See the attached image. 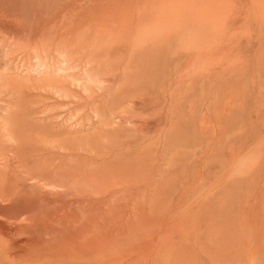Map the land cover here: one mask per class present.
<instances>
[{
  "label": "rangeland",
  "instance_id": "374dc122",
  "mask_svg": "<svg viewBox=\"0 0 264 264\" xmlns=\"http://www.w3.org/2000/svg\"><path fill=\"white\" fill-rule=\"evenodd\" d=\"M20 170L0 264H264V0H0Z\"/></svg>",
  "mask_w": 264,
  "mask_h": 264
},
{
  "label": "bare ground",
  "instance_id": "6f19581e",
  "mask_svg": "<svg viewBox=\"0 0 264 264\" xmlns=\"http://www.w3.org/2000/svg\"><path fill=\"white\" fill-rule=\"evenodd\" d=\"M6 127V126H5ZM5 130V129H4ZM9 134V133H8ZM17 151V150H16ZM13 153V152H12ZM2 155V154H1ZM6 156V155H5ZM17 162V161H16ZM9 165H11V164H9ZM19 165H20V163H19ZM18 165V166H19ZM22 170H20L19 172H20V175L23 177V184L21 183H19V184H17V181H20V180H18V179H21V178H16V180L12 183V185H11V187L8 189V191H6V192H1V194H0V231H3V230H5V229H7V231H8V227L7 226H9L10 227V229H11V226L10 225H14L15 227H17V225H18V228L19 229H21V227H19V225H21V224H24L25 225V223L27 222V223H30L29 222V220H31L33 217H34V211H32V209L34 210V209H37V208H35L34 206H33V208H29V206H31V205H28L29 203V199H25V197H23L22 198V195L24 194V192H23V194L21 193V191H22V188H23V186H27L28 188H31V189H33V190H43V192L45 191V190H49V188H47L46 189V187L47 186H49V184L50 185H52V187L54 186V184H52V182H47V179H44L43 181H42V179L41 178H38V177H36V180L34 179L35 177L34 176H32L31 174H29L27 171H25L24 173H22L21 172ZM17 172V171H16ZM27 172V173H26ZM24 174V175H23ZM20 176L18 173H16V176ZM17 176V177H18ZM13 178H14V176H13ZM37 178H38V180L39 179H41V181L39 182L38 180H37ZM21 182V181H20ZM42 182V183H41ZM44 182V183H43ZM47 182V183H46ZM46 183V184H45ZM49 187H51V186H49ZM24 189V188H23ZM51 189V188H50ZM53 189H54V187H53ZM30 191L31 192V194L32 195H34V192L35 191ZM52 191L50 190V192L48 191V193H51ZM20 193L22 194V195H20ZM36 193V192H35ZM37 193H38V191H37ZM25 194H26V192H25ZM30 194V195H31ZM40 195H41V193H39ZM29 195V196H30ZM38 195V194H37ZM37 195H36V197H37ZM23 196H25V195H23ZM27 196V195H26ZM33 197V196H32ZM45 197V196H44ZM27 198H28V196H27ZM30 198V197H29ZM34 198H30V200H33ZM28 201V202H27ZM38 201V200H37ZM41 201H43V200H41ZM31 202V201H30ZM45 202V201H44ZM46 202H48L47 200H46ZM35 204V202H31V204ZM42 203V202H41ZM42 206V205H41ZM48 206V205H47ZM32 207V206H31ZM38 207V206H37ZM41 208V207H40ZM51 208V207H50ZM49 209V208H48ZM25 210H27V213H28V210H29V212L31 213L30 215L29 214H26L25 215ZM32 212H31V211ZM41 211V210H40ZM49 211V210H48ZM42 212V211H41ZM47 212V211H46ZM36 213L38 214V212L36 211ZM35 213V216L37 215ZM46 216V215H45ZM50 215H48L47 217H49ZM52 216V215H51ZM37 217V216H36ZM35 218V217H34ZM36 219V218H35ZM35 219H32V221L33 220H35ZM40 221H42V220H40ZM51 221V220H50ZM25 222V223H24ZM34 222V221H33ZM35 224V223H34ZM33 224V225H34ZM37 224V223H36ZM42 224V223H41ZM28 225H31V223L30 224H27V226ZM53 225V224H52ZM27 226L26 227H24L25 228V231L24 232H26L27 233V230H26V228H27ZM36 226V225H35ZM35 226H33V228L35 227ZM30 227H32V225L31 226H28V228H30ZM27 228V229H28ZM36 228H39V224H38V227H36ZM49 228V227H48ZM16 229V228H15ZM31 229V228H30ZM30 229H28V233L29 232H31L32 231V229H31V231H29ZM40 229H41V227H40ZM51 229V228H50ZM21 230H23V229H21ZM21 230H19L20 232H21ZM36 229H34V231H35ZM6 231V230H5ZM5 231H3L2 233H4L5 235L4 236H7L6 234L10 231H8L7 233L5 232ZM15 231V230H14ZM39 230H37L36 232H38ZM15 232H17V230L15 231ZM19 232V233H20ZM1 233V232H0ZM27 233V234H28ZM34 233V234H33ZM9 234V233H8ZM21 234H22V232H21ZM24 235H25V233H23ZM31 234L32 235H35V232H31ZM31 234L29 235V236H31ZM1 235V234H0ZM14 235V234H13ZM18 235V234H17ZM17 235H15V236H13L14 237V240H15V237L17 236ZM40 235V234H39ZM48 235V234H47ZM19 236V235H18ZM21 236V235H20ZM29 236H25L26 238L27 237H29ZM12 237V238H13ZM24 237V238H25ZM34 238H35V236H33ZM33 237H30L29 238V241L31 240V238L32 239H34ZM43 237H44V235H43ZM17 239L19 238V237H16ZM21 238V237H20ZM23 238V235H22V239L23 240H25ZM39 238V237H38ZM38 238H36V239H38ZM9 239H10V237H9ZM21 239V240H22ZM13 240V239H12ZM11 240V241H12ZM20 240V239H19ZM28 240V239H27ZM44 240V239H43ZM8 241H10V240H8ZM32 241V240H31ZM30 241V242H31ZM34 241H35V239H34ZM17 242V241H16ZM19 242V241H18ZM17 242V243H18ZM33 242V241H32ZM36 242V241H35ZM20 244V243H19ZM42 244V243H41ZM8 245H9V243H8ZM10 247H12L11 245H9ZM29 246V245H28ZM32 246V245H31ZM1 247V246H0ZM8 247V246H7ZM6 247V248H7ZM15 248H13V249H11V251L13 252V250H14ZM25 250V249H24ZM30 250H31V248H30ZM29 250V251H30ZM27 251H28V249H27ZM33 251V250H32ZM10 252V251H9ZM16 252V251H15ZM18 252V251H17ZM24 252V251H23ZM5 254H7V253H5ZM32 253L30 252V255H31ZM33 254H35V253H33ZM28 255V254H27ZM10 256V255H9ZM12 256H13V258L15 259V257H14V252L12 253ZM36 256V255H35ZM17 258V257H16ZM9 259V258H8ZM51 262V261H50ZM48 263V262H47Z\"/></svg>",
  "mask_w": 264,
  "mask_h": 264
}]
</instances>
